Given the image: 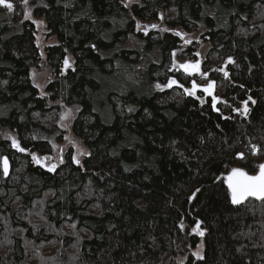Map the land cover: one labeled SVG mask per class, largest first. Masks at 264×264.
<instances>
[{
	"label": "trees",
	"instance_id": "1",
	"mask_svg": "<svg viewBox=\"0 0 264 264\" xmlns=\"http://www.w3.org/2000/svg\"><path fill=\"white\" fill-rule=\"evenodd\" d=\"M123 1L0 5V264H264V200L233 204L226 183L233 168L255 174L264 162V0ZM27 13L57 40L44 57ZM136 20L158 24L136 32ZM200 23L215 107L185 92L197 75L171 69L183 47L172 30ZM131 36L138 46H121ZM151 53L159 61L140 66ZM42 68L52 75L44 96L30 78ZM169 80L183 87L157 89ZM245 101L247 114L236 111ZM73 105L72 132L90 153L77 164L70 150L49 171L32 153L53 154Z\"/></svg>",
	"mask_w": 264,
	"mask_h": 264
},
{
	"label": "rangeland",
	"instance_id": "2",
	"mask_svg": "<svg viewBox=\"0 0 264 264\" xmlns=\"http://www.w3.org/2000/svg\"><path fill=\"white\" fill-rule=\"evenodd\" d=\"M139 0H124L123 2L127 5H130L133 2H138ZM26 18L31 19L35 26V40L37 47L39 49V53L42 57L45 55V47L56 44L57 40L55 36L51 35L49 31L46 28L45 20L42 17L34 18L31 13H27L25 15ZM152 24L156 25L158 24V21L153 22H142L140 20H136L135 23V31L136 32H143L146 33V28L151 26ZM148 27V28H149ZM206 28L205 26L200 23L198 28L192 32H186L181 28H175L172 31L176 34H179L181 36V39L183 40L182 48H185V46L189 45L192 42L198 43V48L194 52V58H187V56L182 54V48L179 50L174 51L175 55L172 53V61H171V69H178L179 65L185 62L194 63L197 60L204 61L207 57V51L210 48V43L206 41L203 37V34L205 32ZM121 46L123 47H136L138 46V42L134 40V37H130L128 41ZM66 58L69 60V65L67 68L72 67L74 63L73 57L68 54ZM160 59L158 54H148L146 55L145 60L142 61L140 66H147L150 62H158ZM176 65L174 68L173 65ZM66 67V66H65ZM195 76V75H194ZM198 80H195V82L198 85H207L208 82L211 79H207L205 81H202L204 79L202 75H197ZM30 78L33 83V85L38 89L39 95L44 96L46 94L45 87L46 85L51 81L52 75L48 68H42V69H32L30 72ZM199 81V82H198ZM162 87L157 89H164V85L160 84ZM156 88V86H154ZM192 86L187 87V89H191ZM243 109H240V112L243 113ZM79 110L78 105H73L69 107H64L62 110V113L60 115L58 125L63 130V136L61 142H52L53 145V154L51 156H36L38 158L48 157L49 159L43 160L40 164L46 167H50L51 165H59L64 161V157L67 152L72 150V159L75 163L78 160L79 163L82 161V159L87 156L90 153V150L83 144L82 140L77 137L71 129L72 121L74 119V116L77 114ZM3 138L7 139L12 143V138L14 137L17 140V134L14 131L7 130L3 132ZM52 140V138H51ZM62 161V162H61ZM10 164V163H9ZM78 164V163H77ZM202 230L197 229L195 232L199 234V232ZM199 251L200 255L202 256L203 251V244L199 243L195 249H193L192 254L195 258H197L194 254ZM198 259V258H197Z\"/></svg>",
	"mask_w": 264,
	"mask_h": 264
},
{
	"label": "snow or ice",
	"instance_id": "3",
	"mask_svg": "<svg viewBox=\"0 0 264 264\" xmlns=\"http://www.w3.org/2000/svg\"><path fill=\"white\" fill-rule=\"evenodd\" d=\"M26 2V0H25ZM0 5H3L6 7L8 10H12L13 4L8 2V0H0ZM152 27H156V25H152ZM179 35V34H178ZM175 55V53H173ZM229 61L231 62V57H229ZM64 64L66 67L70 66L69 65V60L66 58L64 61ZM173 67L175 68L176 65L174 64ZM180 68H183L184 71L187 72H198L200 69V63L197 61L194 64L191 63H185L179 66ZM203 75H207L204 73ZM227 72H225V76H227ZM177 84L176 80H169L167 85H164L163 87H171L172 85ZM162 86L157 84V88H161ZM180 87H183V85H180ZM200 87L196 84L195 81L192 82V88L191 89H185V92L188 95H195L196 89ZM214 87V82H209L206 87H203V92L208 93L209 95L212 94V90ZM217 97L213 96L212 101H213V107H215ZM249 100H251V97H249ZM255 103V101H253ZM248 102H244V109L242 114H247L248 112V107H247ZM218 110V109H217ZM131 111V109H130ZM236 111H240V109H236ZM12 147L18 149L21 152L26 151V149L20 147L19 142L13 137L12 138ZM254 151H257L256 146H253ZM241 157L243 154H239ZM33 160L36 163H41L42 159L47 160L49 159L48 157H43V158H38L35 153H32ZM62 162V161H61ZM79 163V161H76ZM2 167H3V174L5 176L8 175L9 171V161L7 157L2 158ZM56 168V165H51L49 167V171H54ZM258 172L255 175H250L247 171L241 168H233L231 172L227 175L226 177V183L228 186V190L231 196V202L233 204H240L247 200L249 197L256 198L259 200H264V164H260L258 166ZM199 191V190H197ZM199 225H197V228ZM196 231V229H194ZM200 236L204 235L203 231L199 232ZM198 259H202L203 257L200 255V252L197 251L194 254Z\"/></svg>",
	"mask_w": 264,
	"mask_h": 264
},
{
	"label": "water",
	"instance_id": "4",
	"mask_svg": "<svg viewBox=\"0 0 264 264\" xmlns=\"http://www.w3.org/2000/svg\"><path fill=\"white\" fill-rule=\"evenodd\" d=\"M197 61H199V63H200V69H199V71L198 72H187V74L188 75H192V76H194V75H202L203 77H208V75H209V73L208 72H205L207 75L205 76V75H203L204 73H202V69H201V66H202V61H200V60H197ZM196 61V62H197ZM196 62H194V63H196ZM185 63H190V62H185ZM185 63H182V64H185ZM194 63H191V64H194ZM182 64H180V65H182ZM179 65V66H180ZM179 69L181 70V71H183V72H185L184 71V69L183 68H180L179 67ZM186 73V72H185ZM194 81V80H193ZM192 81V82H193ZM192 82H191V86H192ZM209 82H214V87H213V90H212V94L211 95H209L208 93H204L203 92V87H206L207 85H198L197 83V85L198 86H200V87H198L197 89H196V92H200L201 94H203V96H204V98H212L213 96H215V91H216V82L214 81V80H210ZM208 82V83H209ZM173 87H179L180 86V84L177 82V84H174V85H172ZM218 98V97H217ZM218 100L219 99H217V101H216V103L218 102ZM3 157H6V156H3ZM262 164H264V162L262 163ZM1 169H2V172H3V167H2V160H1ZM259 170V169H258ZM9 171H10V164H9ZM9 171H8V173H9ZM231 172V171H230ZM229 172V173H230ZM258 172V171H257ZM256 172V173H257ZM228 173V174H229ZM255 173V174H256ZM227 174V175H228ZM255 174H250V175H255ZM4 175V174H3ZM227 175H226V177H227ZM5 176V175H4ZM6 177V176H5ZM249 198H252V197H249ZM254 199H256V198H254Z\"/></svg>",
	"mask_w": 264,
	"mask_h": 264
},
{
	"label": "flooded vegetation",
	"instance_id": "5",
	"mask_svg": "<svg viewBox=\"0 0 264 264\" xmlns=\"http://www.w3.org/2000/svg\"><path fill=\"white\" fill-rule=\"evenodd\" d=\"M202 73H205L204 71H202ZM190 76H192V75H190ZM201 76V75H200ZM203 77V76H202ZM203 78H205V77H203ZM207 78V77H206ZM192 82V81H191Z\"/></svg>",
	"mask_w": 264,
	"mask_h": 264
}]
</instances>
